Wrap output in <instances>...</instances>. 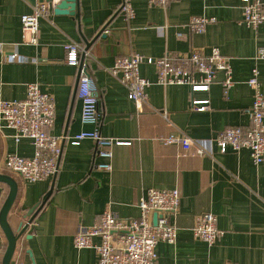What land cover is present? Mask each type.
I'll use <instances>...</instances> for the list:
<instances>
[{
  "label": "crops",
  "instance_id": "crops-1",
  "mask_svg": "<svg viewBox=\"0 0 264 264\" xmlns=\"http://www.w3.org/2000/svg\"><path fill=\"white\" fill-rule=\"evenodd\" d=\"M41 1L50 0H0V100L23 99L26 84L37 82L54 97L49 133L62 138L57 172L46 180L26 182L3 163L7 154L31 157L34 147L27 138L15 141L13 130L0 123V173L17 183L8 214L11 228L25 222L22 216L51 191L18 238L10 264H97L92 248L74 247L78 227L95 223L107 209L120 218L138 217V200L148 188H177L180 193L173 217L176 240L157 243V264H264V159L255 165L248 150L228 148L222 153L215 143L227 127H250L246 109L253 89L247 81L254 67L264 95V55L258 54L264 48V25L241 23V0H170L166 9L131 0L132 17L122 11V0H78V18L56 13L55 5L40 18L37 43L30 44L23 41L20 16ZM200 15L216 21L202 33H191L186 23ZM69 42H90L87 71L99 88L101 133L131 142L112 147L110 171L95 168L101 158L94 155L91 139L78 144L69 140L93 129L80 121L78 68L66 62L64 49ZM212 47L231 65L232 84L226 92L222 72L209 90L191 92L187 85L157 84L154 66L143 61L139 72L152 84L146 87L142 112L107 69L117 56H180L191 50L208 54ZM11 53L23 61L9 62ZM192 99H207V108L194 110ZM172 133L213 142L208 152L199 154L194 147L163 144L162 138ZM8 191L0 181V207ZM205 212L215 215L222 230L212 245L192 233L195 218ZM6 244L0 228V264Z\"/></svg>",
  "mask_w": 264,
  "mask_h": 264
},
{
  "label": "built area",
  "instance_id": "built-area-1",
  "mask_svg": "<svg viewBox=\"0 0 264 264\" xmlns=\"http://www.w3.org/2000/svg\"><path fill=\"white\" fill-rule=\"evenodd\" d=\"M170 0H147L149 5L166 9ZM241 23L255 28L264 25V0H241ZM54 0L37 2L29 13L20 16L23 41L37 43L40 18L46 17L54 7ZM121 9L127 17L133 16L131 0H122ZM215 17L193 16L186 23L191 33H202L206 26L215 22ZM181 37L182 33H177ZM66 62L79 68L77 95L81 100L80 121L91 125V131H81L71 137L72 144L83 139H91L95 144L94 155L101 158L95 164L98 170L110 171L112 168V147L128 145L129 140L105 136L100 130V113L98 110L99 88L93 76L87 71V58L90 53L83 43L69 42L64 45ZM264 55V48L258 50ZM7 60L19 62L23 59L11 53ZM147 62L156 70L155 82L161 86L187 85L191 92L207 91L215 81L217 73H223L221 81L224 92L232 84L231 65L218 47H212L208 54L191 50L186 55L165 54L158 57H144L139 54L117 56L107 68L125 87L127 97L133 102L137 112L143 111L146 102V87L152 82L139 72V64ZM247 83L253 89L252 102L246 109L250 127H227L215 139L220 152L228 148L238 151L246 149L255 165L264 159V95L260 90L259 70L254 67ZM207 99H192L194 110L207 108ZM162 116L167 120V112ZM55 119V102L51 93L43 90L37 82L26 84V95L19 100H0V123L13 130V138L19 141L27 138L31 141L34 152L31 157L7 154L4 168L21 176L26 182H37L53 176L59 167L62 138L49 133ZM163 144H180L185 150L194 147L196 152L204 154L212 145L211 139L191 138L181 134H170L162 138ZM180 203L177 188H148L138 200L139 215L135 218H120L111 210H104L98 220L89 226H79L73 236L75 248H92L97 255V264H157L156 245L163 241L174 243L176 227L173 217ZM157 213L156 223L152 215ZM193 236L212 245L222 230L216 226V217L205 212L195 218L192 227ZM99 238L94 242L93 238Z\"/></svg>",
  "mask_w": 264,
  "mask_h": 264
},
{
  "label": "water",
  "instance_id": "water-1",
  "mask_svg": "<svg viewBox=\"0 0 264 264\" xmlns=\"http://www.w3.org/2000/svg\"><path fill=\"white\" fill-rule=\"evenodd\" d=\"M55 5H56L55 6L56 13L73 15L75 16V18L79 17L78 0H58V3H56ZM103 30L104 29H102L98 33V35L102 34ZM89 43L90 42H85L86 49L89 48ZM82 62H83V56L81 57L80 60V66ZM80 66L78 68V73H77V84L80 76ZM0 181L6 183L9 186V191L7 193V196L2 206L0 207V228L3 231L7 242L1 264H10L11 258L16 248V243L18 238L33 223L36 213L41 209V207L44 204V201L46 200L47 196L50 194L51 191L49 190L41 201L37 202L34 206L28 209L26 214L22 216V219L27 218V220L25 222L20 221L18 223L16 230H13L8 222V214L12 208L13 202L17 194V183L11 176L1 173H0ZM157 216H158L157 213H153L152 215L153 224L156 223Z\"/></svg>",
  "mask_w": 264,
  "mask_h": 264
}]
</instances>
